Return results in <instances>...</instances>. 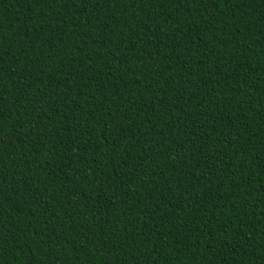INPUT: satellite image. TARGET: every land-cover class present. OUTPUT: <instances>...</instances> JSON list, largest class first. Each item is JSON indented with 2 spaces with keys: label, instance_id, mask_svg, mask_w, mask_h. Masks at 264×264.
<instances>
[{
  "label": "trees",
  "instance_id": "1",
  "mask_svg": "<svg viewBox=\"0 0 264 264\" xmlns=\"http://www.w3.org/2000/svg\"><path fill=\"white\" fill-rule=\"evenodd\" d=\"M0 264H264V0H0Z\"/></svg>",
  "mask_w": 264,
  "mask_h": 264
}]
</instances>
